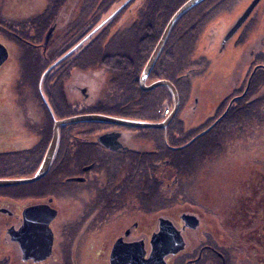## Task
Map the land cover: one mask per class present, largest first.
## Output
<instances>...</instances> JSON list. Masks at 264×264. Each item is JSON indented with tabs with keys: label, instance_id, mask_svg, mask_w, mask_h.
Here are the masks:
<instances>
[{
	"label": "flooded vegetation",
	"instance_id": "flooded-vegetation-1",
	"mask_svg": "<svg viewBox=\"0 0 264 264\" xmlns=\"http://www.w3.org/2000/svg\"><path fill=\"white\" fill-rule=\"evenodd\" d=\"M67 1L50 0L46 10L32 18L44 16L45 20H40L41 25L49 30L43 43L41 39L35 42L31 40L30 48L36 54L37 60L42 56L56 62L49 67L42 64V69H39V64L36 63L33 68L36 73H31L30 69H27L28 64L21 68L22 88H26L30 81L39 79L37 88L33 87V84H28L35 90L39 100H35L31 106V115L29 112L27 115V111L21 112V117H17L10 128L5 123V118H9L6 115L7 110H5L9 101L5 95L6 89L3 94H0V118L2 120L0 122V153L11 154L8 161H16L14 164L18 163L20 166L33 164V160L36 163L39 156V163H41L48 147L47 145L46 150L40 154L43 148V144L40 145V142L44 141V132H46L43 124L48 122V115L53 119H63L86 114H100L150 122H163L170 116L172 117L165 127H131L102 121H83L61 126L59 148L64 144L68 155L64 164L73 166L74 173L65 178L64 184H55V177L48 174L49 170L45 175L46 181L27 187H23V185L33 184L39 180L15 185L19 188L14 191L0 190V264H42L51 260L56 262L60 260L63 262L62 264H77L71 258V249H68L70 246L65 248L63 246L65 242H62L63 245L57 246L56 232L70 223L71 219H77L78 215L83 212H85V216L93 214L92 218L87 217L88 223L86 222L85 226H89V228L102 227L107 224L105 222H112L116 214L126 215V218L130 217L123 230L102 232L101 229L97 231L96 239H86L85 242H107L108 253L97 255L98 262H105L107 256L108 264H113L111 252L119 238H122L126 245L142 241L145 244V257H148L153 251L151 240L153 233L159 230V219L166 216L164 212L170 213L171 211L167 210L164 205L166 198L163 195V202H160L151 212L152 205L149 195L151 176L163 182V179L160 178L161 175L170 172L174 176V181L178 183L183 159L177 151L194 136L210 127L215 122L214 119H218L222 115V118L206 132L212 133L211 137L197 143L192 148V159L196 162L203 161L198 168H196V164L193 165V176L201 166L212 162L213 155L234 151L235 149L228 147L230 142H234L232 147L238 148L240 143L245 141L244 135H257V138H261L264 133V61H262L264 53L257 44L253 45L252 61L249 64L237 60L222 67L220 70L222 80L216 86L212 83L214 87L218 88L217 91L213 90L210 97L211 102H206L212 87L209 80H206V85L210 84L206 88L207 96L201 90L203 86L199 85L195 91L193 90V86L198 84L194 82V79L202 75V71L199 70L200 63L204 62L206 67L210 63L212 65L214 63L212 57H209L206 52H201L203 51L201 47L203 48L209 43L208 39L211 29L214 27L213 24L219 21L223 12L229 8L216 14V3L212 0H203L186 11L173 24L169 36L174 28L179 40H182L184 35L189 32L193 33L194 40L191 48L187 49L181 46L178 50H171L174 54L179 53L176 55L178 69L171 76L172 79L156 77L152 80L159 60L164 54H167L164 51V46L168 36L152 70L146 77V87L159 79L170 80L177 89L179 100V105L174 113L175 95L170 87L161 85L166 87L170 93L169 95L161 92L155 93V101H160L162 100L160 98L164 97L163 100L166 103V98H169L167 102L170 103V109L164 115V106H158L153 111L156 119L151 121L146 118L148 115L147 104L141 105L150 91L161 86L152 89L145 88L141 78L172 15L164 25L153 50L149 51V53L151 52L149 56L141 60L126 46H123L124 44L115 42L113 37L117 34V29L111 35L110 30L107 32L98 31L94 35H90L93 29L108 17L109 8H112L113 5L103 12L97 11V17L96 6L90 11L93 6L90 5L87 11L86 3L90 2L89 0H71L69 3ZM139 1L142 4L134 15L145 19L143 15L145 11L149 18L151 4L154 1ZM73 9L80 15L78 21L71 17ZM194 11H207L210 15H187ZM159 12L165 20V4ZM252 13L230 38L225 39L242 14L223 25L222 29L215 34L214 39L210 40L214 49L218 50L217 55L227 51L235 41L237 46L247 44L248 36L251 35L255 24L254 21H249L252 18ZM1 17L3 16L0 14V19ZM97 19L99 21L96 24ZM149 21L152 28L149 26L146 30L143 27L141 32L144 31L146 38L152 41L150 36L155 39V34L163 23H159L156 27L152 20L149 19ZM40 22L35 23V27L36 25L41 27ZM110 22L107 21L101 27L104 28ZM193 22V25H189ZM58 23L68 25L73 23L74 32L66 36L62 46H59L57 50H52L48 55L47 46ZM126 27L120 29L126 31ZM139 31L140 27L131 32L126 31L124 34L129 33L132 38V35ZM53 39L55 41L54 37ZM256 40L257 37H254L253 41ZM0 42L2 43V41ZM244 51L245 49L241 48L233 49V52L237 54ZM200 52L201 54H199ZM231 55L234 57V54L229 53V56ZM9 56L1 65L0 72L6 65ZM128 56H130V62L121 64V60ZM184 56H188L187 59ZM118 60L121 62L118 63ZM124 66H126L125 70L120 68ZM45 67H47V71L51 72L42 78L43 72L46 70ZM97 71L103 72L102 76L106 79L96 78ZM88 80L93 83L89 84ZM213 98L217 99L214 101ZM19 102H21L20 99ZM189 102L191 105L188 108ZM202 104H205L203 106L204 115L198 112ZM210 106L211 113L206 115V109ZM13 108L10 111H13ZM185 109H187V117L182 114ZM181 114L184 118H190L185 121ZM160 117L162 119H159ZM151 128L157 130L151 131ZM23 130L25 133L30 132L33 135L30 137V142H26V144L23 143L25 138ZM187 134H194V136L188 137L186 140L183 137L189 136ZM166 147L170 149L166 150ZM89 166L90 168H87ZM92 173L94 174L92 175ZM70 177L83 179L68 180ZM164 183L165 190H168L171 184L165 181ZM235 187L237 188L229 191L230 194L224 208L208 204L205 197L209 207H205L201 202L204 210L199 211V201L194 198L196 200L193 203L194 207L190 208V211H185L191 212L196 217V221H192L191 226L183 228L185 223L182 214L184 212L181 207L172 210V218L166 216L173 221L186 241L184 248L166 256L167 264H171L173 260H180L182 257L186 258L184 264H220L219 261L222 262L221 264H264V163L261 156L252 164H244L241 178ZM143 191L144 196L141 195ZM27 197H32L33 201L22 204L20 201H24ZM178 204H181V201L175 202V205ZM38 205H47L55 209L56 216L49 223H44L43 221L46 220L44 212L39 214L29 210L30 207ZM206 210H212L207 214L212 220L207 219L208 217L204 218ZM73 213L76 214L75 217L64 216ZM149 213L155 215L154 222H152L154 219L150 222L146 220V217L134 219L135 215L146 214L148 217ZM51 234L53 245L50 251L48 245L51 241ZM7 246H9L8 250ZM222 246L226 249L221 248ZM233 247L237 249L235 252H231ZM237 256L240 257L238 261H236ZM127 257L114 256L113 260L126 264ZM77 260L79 264H83L85 258Z\"/></svg>",
	"mask_w": 264,
	"mask_h": 264
},
{
	"label": "rangeland",
	"instance_id": "rangeland-1",
	"mask_svg": "<svg viewBox=\"0 0 264 264\" xmlns=\"http://www.w3.org/2000/svg\"><path fill=\"white\" fill-rule=\"evenodd\" d=\"M49 1L50 0H0V14L3 16L0 19V41H2V43L8 48V51H10L9 59L6 65L4 66V68L0 72V79H1L0 94H3L6 89L5 95H7L9 101L7 102L8 107L5 110H7L6 115L9 118H5V123L6 126H8L9 128L11 127V124L15 121L17 117L19 118L21 117V112L27 111V115L28 112L31 115V106L34 104L35 100H39V98L37 99L35 90L29 87L28 84L26 88H22V84L20 82L21 81L20 78H22L21 68L26 64H28L27 69H30L31 73H36L33 70L34 65L36 63L39 64L38 66L39 69H42L43 67L42 64L47 65V67H49L54 62H56L53 61L52 59L43 58L42 56L39 58V60H37L35 56L36 54L33 52V50L30 48L29 45V42H31V40L35 42L41 39L42 43L44 42L45 35L49 30V28H43L40 20H45V17L41 16V17H36L34 19L32 18L38 13L40 15L44 10H46ZM165 1L166 0H161V1L155 0L152 3L153 5L151 6L152 7L151 16L148 18L146 15H144L145 19H143V18H139V16L134 15L135 13H137L138 7L142 4V2H140L139 0H129V1L108 0L107 2L106 0H97V3H93V6L91 7L90 11H92L94 9V6H96L97 9L95 14L98 17L97 11L103 12L109 6L113 5L112 8L110 7L111 9L109 8L108 17L109 16L110 17L107 20L108 22L109 21L111 22L108 25H106L104 28L101 27L102 25L100 26L101 28L100 27L97 29L94 28L90 35L92 34L94 35V33H97L98 31L107 32L108 30H110V35H111L117 29V34L113 37L115 42L124 44L123 46H126L130 50V52H132L134 55H137V57H140L141 60L144 59L145 57L147 58L151 53V52L149 53V50L150 49H151L150 51L153 50V47L158 42L160 36L155 37V40L154 37L150 36L152 41H149L148 38H146L144 31L141 32V30L143 27H145L146 30L148 29L149 26L152 28V24L150 23L149 19L155 23L156 27L159 23L164 22L163 16L159 13V11L163 8ZM222 1L224 2V4H228L231 7H227L229 9L224 11L222 17L219 18V21L213 24L214 27L211 29L210 32L211 34L208 39L209 43L207 42L208 44L205 47L203 48L201 47V49L203 50L201 52L202 53L206 52V54H208L209 57H212L214 63L213 65L212 63H210L206 67L205 63L201 62L199 70L202 71L201 72L202 75H200L197 79H194V82L198 84L193 86V90L195 91L199 87V85L203 86L201 90L205 96H207L208 94L206 88L210 86V84L212 85L213 83V85L216 86L217 83H219L222 80L223 77L220 70L225 64L237 60L249 64L252 61L251 50L254 49L255 44H257L258 48H260L264 53V0H263L259 5L257 4L258 6L252 13V18L249 19V21H254L255 24L253 26L251 35L248 36L247 44L245 46L244 45L237 46L235 41L234 44H231L229 46L227 51L222 52L219 55L216 54L218 53V50L214 49V45L211 43L210 40L214 39L215 34H217L218 31L222 29L223 25H226L227 22L229 23L230 21H233L238 15L240 16L243 13V11L246 10L247 7L252 2V0H237L236 4L233 5V2H231L232 0H222ZM69 2H71V0L67 1V3ZM156 5L161 6L159 11L157 10ZM87 6H88L87 11H88L90 5L87 4ZM153 7H155V9ZM77 14L78 12H76L75 9H73L71 12V17L72 19L75 18L74 19L75 21H78L80 18V15ZM97 20L99 21V19ZM98 21H96V24L98 23ZM38 22H40L39 24L41 25V27L38 25H36L35 27L34 24ZM125 26H127L126 27L127 32H131L132 30L137 29L139 27H140V31L133 34L131 38V36L128 37L126 33L124 34V32L126 31L120 29ZM73 32H74L73 23H71V25H68L66 23H58V25H56L55 31L52 33L53 37L55 38V41L53 37L50 39V42L47 46V54L49 55L52 50H57L59 46H62L66 40V36L70 35ZM188 34L189 36L186 41L187 48H191L194 37L192 32H189ZM254 37H257L256 41H253ZM233 47L236 49L238 48L245 49V51L240 54H237L233 52L234 49ZM201 52L199 54H201ZM229 53L234 54V57L233 55L229 56ZM187 57L188 56H186L185 58L187 59ZM47 67H45L46 70L45 72H43L42 78L46 74L51 72V71H47ZM102 75L103 72L101 73L100 71H97L95 77L98 79L101 78V80H105L106 78ZM76 78H78V76H76ZM154 79H156L155 76L152 78V80ZM206 80H209L211 83L206 85ZM87 82L89 84L93 83V81L91 80H88ZM213 85L211 87L210 96H208L206 102H211L212 99H210V97L212 95L213 90L215 89L214 91H217L218 87H214ZM19 99L21 100V102H19ZM213 99L215 101L217 98H213ZM190 105L191 103L189 102L187 104L188 108L190 107ZM204 105L202 104V107L198 110V112L201 113L202 115H204L203 114ZM12 107H14L12 109L13 111H10ZM186 110L187 109H185L182 113L184 114V117H187ZM222 110L223 108L221 109V111ZM206 111H207L206 115H209L211 113V106L208 109H206ZM189 118H184V119L185 121H187ZM218 119L216 118L214 119V121H217ZM1 121L2 120L0 118V122ZM23 134H24L23 136H25V138L23 139V143L26 144V142H30L31 140L30 137L33 136L32 133L30 132L25 133V131L23 130ZM187 135L189 136L185 135L183 137L186 140L188 139V137L190 138L191 136H194V134H187ZM211 135L212 133H207L201 137L199 136L200 138L198 139V141L195 142L194 145L203 142L205 140H208L211 137ZM256 136L257 135L255 136L244 135L243 139L245 141H242L238 148H235V146L232 147L234 142H230V145L228 147L229 149H235L234 151H226L220 155L219 154L213 155L212 162H209L201 166L200 170L196 171L194 176L192 173V170L194 171L193 165L196 164L197 165L196 168H198L203 163V161L200 160L196 162L193 159H191L190 161L186 162V165L183 164L181 167L178 183L174 181L173 179L174 176L172 173L165 172L164 174H162L160 178L163 179V182L165 181L166 183H170L171 186L169 189L167 188L168 190H165V187H161L160 193L162 195H166V193L168 192L166 196H168L167 198H169L170 201H175V202L181 201V204L178 205L174 204L172 208H167V210H171V211L170 213L164 212V214L166 216L171 217L172 216L171 212L176 207H181L183 212L190 211V208L194 207L193 203L196 202V200L199 201L198 202L199 211L204 210L201 206V202L205 207L207 206L209 207V205H207L208 202V204L213 205L214 207L224 208L225 203H227V199L231 190L237 188L235 187V184L241 178L242 167L244 166V164L245 165L252 164L254 163L255 160L260 159V156L262 157L264 163V133L261 138H257ZM187 143L183 145L181 148H185V146L191 144V143L189 144ZM192 148L193 146L190 147V150ZM190 150L187 152V155L189 154L192 156V152ZM185 152L186 151H184V153ZM202 167L204 169L203 171H202ZM93 174L94 173H92V175ZM30 175L27 177H30ZM11 178H17V177H11ZM58 180L59 178L55 179V184L57 183ZM8 187H12V186H8ZM205 197L207 198V202L205 200ZM185 198H189V199L186 202H183ZM30 201H33L32 197H27V199L20 202L24 204ZM210 211L212 210H206V215H204L205 219L206 217H208L207 219L212 220V218L209 217L210 215H207ZM149 214L150 215H148V217L146 214L135 215L134 219H136L137 217H140V219H144V217H146L147 218L146 220H149L151 222V220L155 218L154 217L155 215L153 213H149ZM66 215L69 217L76 216L75 213L69 215L65 214L64 216ZM92 216L93 214L92 215L87 214L85 216V212H83L82 214L78 215L77 219H71L70 223H68L65 227H62L59 231L56 232V236L58 240L57 246L63 245L62 242H65V245H63L65 248L66 246H70V248L68 249H71V258H73V260L77 264H79L77 260L79 258L80 260L82 258H85L83 264H108L107 256L105 262L100 263L98 262L99 260H96L97 255L108 253L107 242H85V241L86 239H91V240L96 239L97 231H100L101 229L102 232L112 231V230L113 232H119L123 230L130 217L126 218V215L116 214L114 215V219L112 222H105L107 224L102 227L99 226L98 228H89V226H85V224L86 222L88 223L87 217L92 218ZM84 217H86V219H83ZM155 219L152 222H154ZM143 222H145V220H143ZM0 244H1V240H0ZM221 248H225V247L222 246ZM6 249L8 250L9 246H7ZM236 250L237 249L233 247L231 252H235ZM185 259H186L185 257H182L180 260H173L171 264H176L177 262H179L178 264H184ZM238 260H240L239 256L236 257V261ZM62 263L63 262H61L60 260L57 262L51 260L50 262H46L42 264H62ZM219 263L221 264L222 262L219 261Z\"/></svg>",
	"mask_w": 264,
	"mask_h": 264
},
{
	"label": "water",
	"instance_id": "water-1",
	"mask_svg": "<svg viewBox=\"0 0 264 264\" xmlns=\"http://www.w3.org/2000/svg\"><path fill=\"white\" fill-rule=\"evenodd\" d=\"M202 1L203 0H187L173 14V16L171 17V19L169 20L166 26V29L164 30L162 34V37L157 43L155 50L153 51L146 68L144 69V72L141 78L142 84L144 86H145L146 77L152 70L169 36V33L171 31L173 24L186 11H188L190 8L199 4ZM260 1L261 0H252V2L247 7V9L237 19L235 26L228 33L225 39H228L232 36V34L247 19V17L252 13L254 8L257 6V4ZM109 17L106 18L100 25H98L96 29L99 28L101 25H103L109 19ZM8 56H9V51L7 47L3 43L0 42V67L7 60ZM161 85H166L170 87L173 94L175 95V98H176L175 110H174V113H175L179 105L178 93H177V89L175 85L170 80L159 79V80L154 81L149 86L147 87L145 86V88L152 89V88H155ZM222 116H220L219 119H221ZM171 117L172 116H170L169 118H167V120L163 122H150V121H144V120H138V119H126V118H121V117L105 116V115H100V114H86V115L66 117L63 119L54 118L52 138L49 142L44 158L41 161L36 172L30 177H20V178L19 177L18 178L0 177V187L15 186V185L23 184V183H32L44 177L50 170L51 166L53 165L54 159L56 157L59 144H60V127L63 125L83 122V121H102V122L117 123V124L131 126V127H165L171 120ZM217 121H215L206 130H204L200 134L193 137L187 144L197 139L200 135L206 133L212 126L215 125ZM87 168H90V166ZM82 179L83 178H80V177L68 178V180H82ZM30 208L31 209L29 210L33 211V213L42 214L44 212L46 214V220L43 221L44 223H49V221L56 216V210L50 208L47 205H38V206L30 207ZM182 219L185 223L183 228H185L186 226H191L192 221H196V217L192 215L190 212H184L182 214ZM40 221L42 220L40 219ZM151 244H152L153 251L150 254V256L145 257L146 255L145 244L142 241H139L138 243H135V244L126 245L122 241V238H119L115 242L113 246V250L111 252L112 263L122 264L119 262H115L113 260L114 256H128L126 258V264H167L166 256L169 254H174L180 249L184 248L186 246V241L181 231L177 229L176 226L174 225L173 221L169 217L162 216L159 219V230L153 233ZM52 245H53V242H52V234H51V241L49 242V245H48V249L50 251L52 250ZM47 253L48 251L46 252V254Z\"/></svg>",
	"mask_w": 264,
	"mask_h": 264
},
{
	"label": "trees",
	"instance_id": "trees-1",
	"mask_svg": "<svg viewBox=\"0 0 264 264\" xmlns=\"http://www.w3.org/2000/svg\"><path fill=\"white\" fill-rule=\"evenodd\" d=\"M90 2H88V5H93V3L97 0H89ZM108 0H106L107 2ZM121 1V0H119ZM123 1V0H122ZM151 1H155V0H151ZM157 1H161V0H157ZM184 1L186 0H166L165 1V6H166V13H165V20L161 26V28L159 29V31L156 32L155 37L160 36L163 27H164V23H166L169 19V17L176 11V9L178 8V6H180ZM213 2L216 3L215 6V13L219 14L222 11H224L227 7H231L228 4H224V2L222 0H212ZM231 2H233V5L236 4L237 0H232ZM153 4H151L152 6ZM160 5H156L157 10L159 11L160 9ZM152 8V7H151ZM155 9V7H153ZM192 12V11H191ZM160 13V12H159ZM147 13L144 11L143 15H146ZM191 14V15H210L209 12L207 11H194L193 13H187ZM98 21V20H97ZM193 23H189V25H193ZM128 35V37L130 36L129 33H126ZM189 34H185L182 40H179L177 33L175 31V29L173 28L165 46H164V51L167 52V54L162 56V59L159 60L156 68H155V77L157 78H161V77H165V78H173L171 76L174 75V73L176 72V70L178 69V57L176 55H179V53L174 54L173 52H171V50H178L180 49L181 46H183L184 48H187V39H188ZM155 40V39H154ZM158 40V38H157ZM152 48V47H151ZM188 49V48H187ZM151 50V49H150ZM149 50V51H150ZM184 53V52H183ZM185 54V53H184ZM172 57H171V56ZM122 63L121 64H128L130 62V56L124 58L123 60H121ZM120 60H118V63L121 62ZM263 61H264V56H263ZM184 67H186V64H184ZM123 70L126 69V66L124 67H120ZM157 71V72H156ZM135 79H136V71H135ZM38 83H39V79L37 78L35 81H30L28 84H33V87L37 88L38 87ZM166 93L167 95H169V90L166 87H158L157 89H154L152 91L149 92V94H147L148 96L146 97L145 101L142 102V105H146V110L148 112L147 115V120H155L156 117L154 116V110L155 108L157 109L158 106L163 107L164 110L169 107L170 103L167 102L169 100V98H166V103L163 100L164 97H161L160 101H155V93ZM264 105V103H263ZM159 119H162V117H160ZM53 118L48 115V122L43 124L44 130H46V132H44V141L40 142V145L43 144V148L40 151V154H42V152H44V150H46V147L48 145V143L50 142L51 138H52V130H53ZM151 131L153 130H157V129H150ZM210 133V132H209ZM207 134V133H205ZM204 134V135H205ZM203 136V135H202ZM200 138V137H199ZM195 139L194 141L191 142V144L185 146V148H181L179 151V154L182 155V159L183 162L182 164L186 165V162L190 161L192 159L191 155H187V152L190 150L191 146H195V142L198 141V139ZM41 139V136H40ZM191 140V139H190ZM189 142V141H188ZM60 145V144H59ZM66 145V144H65ZM185 145V144H184ZM170 148L166 147V150H169ZM184 151H186L184 153ZM192 152V149L190 150ZM67 151H65L64 149V144L60 146L59 150L57 151L56 157L54 159L53 165L51 166V169L49 171V175H53L55 177V179L59 178V180L57 181L56 184H64V180L65 178H67V176L71 175L73 172V170H75L73 168V166H66L64 163L65 161L68 159V155L66 154ZM11 154L9 153H0V177H22V176H29L30 174H34L36 172V170L38 169L39 165H40V156L39 159L37 160L36 163L35 160H33V164L30 165H22L20 166L18 163L14 164L16 161H12L9 162L8 159L10 158ZM145 158V157H143ZM187 160V161H186ZM185 167V166H183ZM151 171H153V168H151ZM153 174V172H152ZM47 177L45 176L44 178H42L41 180H39L38 182H35L33 184H27V185H23V187H27V186H31L34 185L36 183H41L42 181H46ZM57 186V185H56ZM164 182L159 181L156 178H153L151 176V180L149 183V195H150V201H151V212L154 211V208L157 207L159 205L160 202H163V195L160 193L161 191V187H164ZM19 186H12V187H5V188H0V190H18ZM168 194V192L166 193V195ZM141 195L144 196V191L141 192ZM165 195L166 198V202H164V205H166V207L168 208L169 206H173L175 204V201H170L169 198H167L168 196ZM189 198H185L183 200V202H186Z\"/></svg>",
	"mask_w": 264,
	"mask_h": 264
},
{
	"label": "built area",
	"instance_id": "built-area-1",
	"mask_svg": "<svg viewBox=\"0 0 264 264\" xmlns=\"http://www.w3.org/2000/svg\"><path fill=\"white\" fill-rule=\"evenodd\" d=\"M168 112H169V110H168V108H166V110H165V112H164V113H165V114H167Z\"/></svg>",
	"mask_w": 264,
	"mask_h": 264
}]
</instances>
